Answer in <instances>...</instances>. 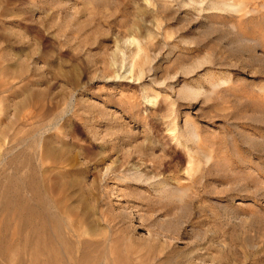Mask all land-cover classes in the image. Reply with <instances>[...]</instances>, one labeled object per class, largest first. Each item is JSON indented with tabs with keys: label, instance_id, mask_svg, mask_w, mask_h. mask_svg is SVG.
Returning <instances> with one entry per match:
<instances>
[{
	"label": "rangeland",
	"instance_id": "rangeland-1",
	"mask_svg": "<svg viewBox=\"0 0 264 264\" xmlns=\"http://www.w3.org/2000/svg\"><path fill=\"white\" fill-rule=\"evenodd\" d=\"M31 227L64 264H264V0H0V233Z\"/></svg>",
	"mask_w": 264,
	"mask_h": 264
},
{
	"label": "bare ground",
	"instance_id": "bare-ground-1",
	"mask_svg": "<svg viewBox=\"0 0 264 264\" xmlns=\"http://www.w3.org/2000/svg\"><path fill=\"white\" fill-rule=\"evenodd\" d=\"M43 233H45V231ZM10 234H11L10 237L8 236L9 238L8 237L6 238L3 234L0 233L1 240L5 242L3 244L0 243L1 258L7 259L11 257V255L13 254H16L21 257L25 251H29L33 257L34 264H64L63 263L64 258L62 259L63 262L60 261L61 255H59L58 251L54 249L52 246H50L48 242L41 241L44 236H42V234L38 235V229L36 230L34 227H31L26 232H24L23 229H15ZM34 237H36V239Z\"/></svg>",
	"mask_w": 264,
	"mask_h": 264
}]
</instances>
